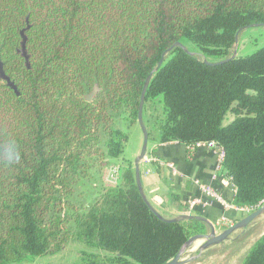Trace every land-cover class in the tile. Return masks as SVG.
<instances>
[{
  "label": "trees",
  "instance_id": "trees-1",
  "mask_svg": "<svg viewBox=\"0 0 264 264\" xmlns=\"http://www.w3.org/2000/svg\"><path fill=\"white\" fill-rule=\"evenodd\" d=\"M251 24H264V0H0V61L18 93L0 79V264L70 244L85 248L75 264H163L207 232L160 221L133 164L116 161L160 60L142 109L148 140L214 142L232 204L263 200L264 45L204 63L230 57ZM175 43L195 52L165 54ZM256 241L240 264H264V233Z\"/></svg>",
  "mask_w": 264,
  "mask_h": 264
},
{
  "label": "crops",
  "instance_id": "crops-1",
  "mask_svg": "<svg viewBox=\"0 0 264 264\" xmlns=\"http://www.w3.org/2000/svg\"><path fill=\"white\" fill-rule=\"evenodd\" d=\"M141 142L142 137H139L135 155L139 153ZM140 178L149 203L165 218L202 216L220 232L243 217L218 203L187 209L189 200L201 197L195 182L213 188L227 203H232L234 197L233 185L217 171L216 153L206 147L191 150L177 142L160 143L154 136L148 140L145 158L140 163Z\"/></svg>",
  "mask_w": 264,
  "mask_h": 264
},
{
  "label": "water",
  "instance_id": "water-1",
  "mask_svg": "<svg viewBox=\"0 0 264 264\" xmlns=\"http://www.w3.org/2000/svg\"><path fill=\"white\" fill-rule=\"evenodd\" d=\"M256 28H264V24H251L236 32L235 37H234V47H233V51L230 57L225 58L220 61H216V62L204 61V63H206L209 66H220V65H223L233 60L237 55L238 38H239L240 33L247 29H256ZM20 35H21L22 42H21V49L19 53L21 54L22 57L26 59L27 57L25 54V47H24L26 39H25L23 32H21ZM175 47L183 50L188 55H191V56L193 55V53L187 51L186 47L181 43H175L170 49L166 51L165 54H168ZM162 61L163 60H160L157 67L149 74L148 78L145 80V84L141 92L138 115H137V124L142 133V144H141L140 151L135 157L134 162H133L134 179H135L137 190L143 202L160 221L165 222V223H175V222H180V221H196V222H200L204 224L207 227V232L205 234H196L188 238L186 242H184L183 245L179 248L175 256L171 258L170 260H168L167 262L163 263V264H188V263L194 262L199 257H201L202 254L206 253L207 251L213 248L220 247L227 243L233 242L234 240L242 236L255 223L264 219V205L258 207L256 210H254L250 214L245 215L244 217L236 221L234 224L230 225L229 227H227L226 229L220 232H217L215 229V226L210 221H208L206 218L202 216L180 215L175 218H165L151 206V204L149 203L143 191V188L141 185V178H140V163L145 158V155L147 152V143H148V134H147V131L144 126L143 119H142V109H143L145 91L149 84L150 78L158 70ZM0 79L4 81L6 85L15 92L16 95H18L15 85L9 79V77L5 75L4 70H3V64L1 63V61H0ZM194 245H196L194 253L190 256L183 257L184 254Z\"/></svg>",
  "mask_w": 264,
  "mask_h": 264
},
{
  "label": "rangeland",
  "instance_id": "rangeland-1",
  "mask_svg": "<svg viewBox=\"0 0 264 264\" xmlns=\"http://www.w3.org/2000/svg\"><path fill=\"white\" fill-rule=\"evenodd\" d=\"M264 45V29H248L240 33L238 38L237 55L240 57L249 55L256 50L257 47ZM191 52H195L191 45H187ZM139 137H142L141 130L138 125L127 129V141L124 145L122 154L117 161L119 165L124 163L133 164L137 155L136 149L139 146ZM142 143V142H141ZM141 148V145H140ZM139 148V151H140ZM104 184L109 185L106 180V171L102 174ZM245 215H243L244 217ZM264 233V219L258 221L251 226L242 236L231 243L213 248L202 254L194 262L188 264H240L250 246L256 239ZM196 245L190 248L183 257L190 256L194 253ZM85 250L77 244H70L60 253L35 259L22 264H75L80 251Z\"/></svg>",
  "mask_w": 264,
  "mask_h": 264
},
{
  "label": "built area",
  "instance_id": "built-area-1",
  "mask_svg": "<svg viewBox=\"0 0 264 264\" xmlns=\"http://www.w3.org/2000/svg\"><path fill=\"white\" fill-rule=\"evenodd\" d=\"M197 147H206L210 150H213L217 155V171L221 169V164L224 158L223 151L214 143V142H199L195 144L193 147H190L189 149H195ZM110 172V173H109ZM108 172V175L106 177V182L110 185H114L116 181V169L113 168L111 171ZM214 178H216L214 176ZM228 179V178H227ZM229 180V179H228ZM196 185H198L201 197L200 198H194L188 201L187 203V209L193 210L196 206H202L205 207L208 204L211 203H218L221 204L224 208L233 209L236 212L240 213L241 215H247L256 210L258 207L264 205V199L261 200L256 206H235L232 203H227L223 196L219 194L216 190L209 186H205L202 184H199L198 182H195ZM235 191V190H234ZM228 225L227 227H229Z\"/></svg>",
  "mask_w": 264,
  "mask_h": 264
},
{
  "label": "bare ground",
  "instance_id": "bare-ground-1",
  "mask_svg": "<svg viewBox=\"0 0 264 264\" xmlns=\"http://www.w3.org/2000/svg\"><path fill=\"white\" fill-rule=\"evenodd\" d=\"M257 242V241H256Z\"/></svg>",
  "mask_w": 264,
  "mask_h": 264
}]
</instances>
